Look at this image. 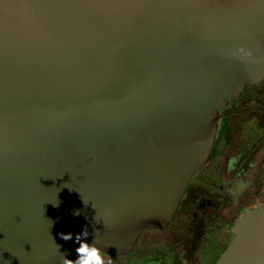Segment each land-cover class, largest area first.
<instances>
[{
    "label": "water",
    "instance_id": "water-1",
    "mask_svg": "<svg viewBox=\"0 0 264 264\" xmlns=\"http://www.w3.org/2000/svg\"><path fill=\"white\" fill-rule=\"evenodd\" d=\"M263 79L264 0H0V264L163 229ZM232 234L214 264H264V203Z\"/></svg>",
    "mask_w": 264,
    "mask_h": 264
},
{
    "label": "flooded vegetation",
    "instance_id": "flooded-vegetation-1",
    "mask_svg": "<svg viewBox=\"0 0 264 264\" xmlns=\"http://www.w3.org/2000/svg\"><path fill=\"white\" fill-rule=\"evenodd\" d=\"M217 116L210 156L168 224L142 231L123 256L104 254V264H214L233 239L234 222L264 203V79L228 98Z\"/></svg>",
    "mask_w": 264,
    "mask_h": 264
},
{
    "label": "clouds",
    "instance_id": "clouds-1",
    "mask_svg": "<svg viewBox=\"0 0 264 264\" xmlns=\"http://www.w3.org/2000/svg\"><path fill=\"white\" fill-rule=\"evenodd\" d=\"M74 215H79V212L74 213ZM87 234L88 230L85 228L83 232L76 235L75 242L79 241V247L75 249L77 257L75 261L64 259L63 264H104V254L100 249L95 245L88 244L86 241H80V236H86ZM60 235L64 240L72 239V233H61Z\"/></svg>",
    "mask_w": 264,
    "mask_h": 264
},
{
    "label": "rangeland",
    "instance_id": "rangeland-1",
    "mask_svg": "<svg viewBox=\"0 0 264 264\" xmlns=\"http://www.w3.org/2000/svg\"><path fill=\"white\" fill-rule=\"evenodd\" d=\"M263 179H264V178H260L261 181H263ZM243 193H244V192H235V195H240V196H241ZM233 210H234V208H232V211H233ZM225 215H226V216H230V215H229V212H226Z\"/></svg>",
    "mask_w": 264,
    "mask_h": 264
},
{
    "label": "bare ground",
    "instance_id": "bare-ground-1",
    "mask_svg": "<svg viewBox=\"0 0 264 264\" xmlns=\"http://www.w3.org/2000/svg\"><path fill=\"white\" fill-rule=\"evenodd\" d=\"M148 254V253H147Z\"/></svg>",
    "mask_w": 264,
    "mask_h": 264
}]
</instances>
